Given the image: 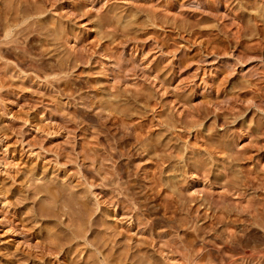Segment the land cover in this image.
<instances>
[{"label": "rangeland", "instance_id": "1", "mask_svg": "<svg viewBox=\"0 0 264 264\" xmlns=\"http://www.w3.org/2000/svg\"><path fill=\"white\" fill-rule=\"evenodd\" d=\"M75 263L264 264V0H0V264Z\"/></svg>", "mask_w": 264, "mask_h": 264}, {"label": "bare ground", "instance_id": "2", "mask_svg": "<svg viewBox=\"0 0 264 264\" xmlns=\"http://www.w3.org/2000/svg\"><path fill=\"white\" fill-rule=\"evenodd\" d=\"M33 7H34V6H33ZM258 27H259V26H258ZM260 31H261V30H260ZM54 32H55V31H54ZM7 34H9V31H8ZM7 34H6V36H7ZM53 34H54V33H53ZM57 36L59 37V34H58ZM54 38H55V37H54ZM56 39H57V38H56ZM257 44H258V43H257ZM259 91H260V90H259ZM209 145H211V144H209ZM225 146H226V145H225ZM218 149H219V148H218ZM228 150H229V149H228ZM208 151H209V150H208ZM218 151H219V150H218ZM228 153H229V152H228ZM250 177H251V176H250ZM247 180H248V179H247ZM258 181H259V180H258ZM118 186H119V185H118ZM65 191H66V190H65ZM61 194H62V193H61ZM61 197H62V196H61ZM68 198H69V197H68ZM56 199H57V196H56ZM61 200H62V199H61ZM73 200H74V199H73ZM126 200H127V199H126ZM136 200H137V199H136ZM70 201H71V200H70ZM74 201H75V200H74ZM64 203H65V202H64ZM73 203H75V202H73ZM83 203H84V202H83ZM71 204H72V203H71ZM75 204H76V203H75ZM75 204H74V205L72 204V205H73V206H76ZM84 207H85V206H84ZM74 208H75V207H74ZM74 208H73V209H74ZM73 209H72V210H73ZM85 209H86V208H85ZM85 209H83V210H85ZM60 210H61V209H60ZM74 210H75V209H74ZM76 211H77V209H76ZM89 211H90V210H89ZM193 211H194V210H193ZM62 212H63V211H62ZM82 212H83V211H82ZM66 213H67V212H66ZM75 213H76V212H75ZM89 213H90V212H89ZM77 214H78V213H77ZM77 214H76V215H77ZM81 214H82V213H81ZM85 214H86V211H85ZM87 214H88V211H87ZM78 215H79V214H78ZM81 216H82V215H81ZM85 216H86V215H85ZM87 216H89V215H87ZM78 217H79V216H78ZM80 218H81V217H80ZM85 223H86V222H85ZM82 227H83V226H82ZM76 231H78V230L76 229ZM81 232H82V231H81ZM73 233H74V232H73ZM107 235H108V234H107ZM52 236H53V235H52ZM50 237H51V236H50ZM58 237H59V236H58ZM67 238H69V237H67ZM48 239H50V238L48 237ZM108 239H109V238H108ZM153 239H154V238H153ZM55 240H57V239H55ZM55 240H54V241H55ZM69 240H70V238H69ZM49 241H50V240H49ZM52 241H53V240H52ZM52 241H50V243H51ZM54 241H53L52 243H56V241H55V242H54ZM62 241H63V240H62ZM172 241H173V240H172ZM43 242H44V241H43ZM57 242L59 243V240H58ZM70 242H71V241H70ZM151 242H152V241H151ZM167 242H168V241H167ZM204 242H205V241H204ZM169 243H170V242H169ZM172 243H173V242H172ZM61 244H62V243H61ZM63 244H64V243H63ZM152 244H153V243H152ZM49 245H50V244H49ZM56 245H58V244H53V245L48 246V247L46 246V248H48L49 251H51L52 253H54L55 251H57V250L63 248L62 246L59 247V246H56ZM141 245H142V244H141ZM188 245H189V244H188ZM63 246H64V245H63ZM170 246H171V245H170ZM40 247H41V246H40ZM43 247H44V246H43ZM151 247H152V246H151ZM46 248H45V249H46ZM188 248H189V247H188ZM45 249H44V251H46ZM252 249H253V248H252ZM252 251H254V249H253ZM252 251H251V250H249V251L246 250V251H243V252H244L246 255H248V256H250V255L252 256V255H253V256L255 257V255H254L255 252H252ZM57 252H58V251H57ZM186 252H187V251H186ZM243 252H242V253H243ZM49 253H50V252H49ZM49 253H46V254H49ZM52 253H50V254H52ZM55 253H56V252H55ZM119 253H120V252H119ZM187 254H188V253H187ZM53 255H54V254H53ZM183 255H184V254H183ZM200 255L203 256V253L200 254ZM244 256H245V255H244ZM105 258H106V257H105ZM186 258H187V259H186L187 261H189V260L192 259L191 256H190L189 254H188V257L186 256ZM250 258H251V257H250ZM146 259H147V258H146ZM103 260L106 261L107 259H106V260L103 259ZM150 261H151V260H150ZM189 262H190V261H189ZM195 262H196V261H195ZM133 263H134V262H133ZM75 264H76V263H75ZM146 264H147V263H146ZM150 264H152V263H150ZM201 264H202V263H201Z\"/></svg>", "mask_w": 264, "mask_h": 264}]
</instances>
